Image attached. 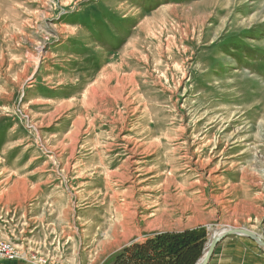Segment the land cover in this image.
Masks as SVG:
<instances>
[{
    "label": "rangeland",
    "instance_id": "rangeland-1",
    "mask_svg": "<svg viewBox=\"0 0 264 264\" xmlns=\"http://www.w3.org/2000/svg\"><path fill=\"white\" fill-rule=\"evenodd\" d=\"M228 227L264 239V0H0V264Z\"/></svg>",
    "mask_w": 264,
    "mask_h": 264
},
{
    "label": "crops",
    "instance_id": "crops-1",
    "mask_svg": "<svg viewBox=\"0 0 264 264\" xmlns=\"http://www.w3.org/2000/svg\"><path fill=\"white\" fill-rule=\"evenodd\" d=\"M208 264H264V252L250 237L232 234L217 243Z\"/></svg>",
    "mask_w": 264,
    "mask_h": 264
},
{
    "label": "water",
    "instance_id": "water-1",
    "mask_svg": "<svg viewBox=\"0 0 264 264\" xmlns=\"http://www.w3.org/2000/svg\"><path fill=\"white\" fill-rule=\"evenodd\" d=\"M226 234H238V235H245L247 237H250L251 239H253L257 245L262 249V251L264 252V239L256 234L255 232H252L250 230L247 229H238V228H232L229 232L227 233H223L221 235H219L216 239L212 240L211 244L209 242L208 247L206 248V252L203 256V258L198 262V264H208L210 261V258L213 254V251L217 245V243L226 235Z\"/></svg>",
    "mask_w": 264,
    "mask_h": 264
},
{
    "label": "trees",
    "instance_id": "trees-1",
    "mask_svg": "<svg viewBox=\"0 0 264 264\" xmlns=\"http://www.w3.org/2000/svg\"><path fill=\"white\" fill-rule=\"evenodd\" d=\"M192 249H189L186 247V245H183L182 247H179V253H180V259L178 261V264H194L196 261L197 253L199 249L201 248V242L198 245H195Z\"/></svg>",
    "mask_w": 264,
    "mask_h": 264
},
{
    "label": "bare ground",
    "instance_id": "bare-ground-1",
    "mask_svg": "<svg viewBox=\"0 0 264 264\" xmlns=\"http://www.w3.org/2000/svg\"><path fill=\"white\" fill-rule=\"evenodd\" d=\"M115 88V87H114ZM91 128V127H90ZM92 129V128H91ZM91 129L89 131H91ZM133 147V146H132ZM134 152V151H133ZM141 154V153H139ZM132 155V154H131ZM130 162V161H129ZM133 162V161H132ZM232 228L231 227H228V228H224V229H221V230H218L213 236V238L210 240V244L213 242L212 240L216 239L219 235L223 234V233H227L231 230ZM245 236V235H244ZM212 241V242H211ZM198 264V263H196Z\"/></svg>",
    "mask_w": 264,
    "mask_h": 264
}]
</instances>
